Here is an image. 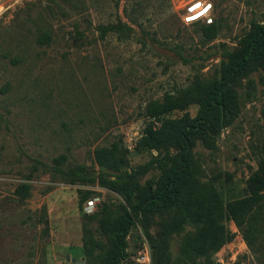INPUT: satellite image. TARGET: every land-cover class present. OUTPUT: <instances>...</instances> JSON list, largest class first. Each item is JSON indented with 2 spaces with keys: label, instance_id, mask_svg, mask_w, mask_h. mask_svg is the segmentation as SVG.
<instances>
[{
  "label": "rangeland",
  "instance_id": "rangeland-1",
  "mask_svg": "<svg viewBox=\"0 0 264 264\" xmlns=\"http://www.w3.org/2000/svg\"><path fill=\"white\" fill-rule=\"evenodd\" d=\"M194 1L211 6V24L218 26L211 39L200 30L206 23L182 20ZM252 21L264 25V0H0V264H72L67 257L87 264L88 218L138 200L175 168L176 146L147 148L141 138L163 119L198 115L199 86L220 78L225 52L240 47ZM230 91L239 114L192 149L194 180L212 185L224 204L247 195L246 181L257 169L264 72L243 73ZM167 97L180 107L151 115ZM112 144L127 158L114 187L109 172L106 183L99 180L107 171L93 157ZM58 157L61 167L85 168L95 182L51 173ZM80 190L90 192L82 204ZM177 218L176 209L137 218L123 264H155L168 225L164 264H184L182 241L195 228L172 225ZM225 226L234 237L212 264H258L234 223ZM88 227L97 224L90 220ZM109 242L102 239L98 250L105 258Z\"/></svg>",
  "mask_w": 264,
  "mask_h": 264
},
{
  "label": "trees",
  "instance_id": "trees-1",
  "mask_svg": "<svg viewBox=\"0 0 264 264\" xmlns=\"http://www.w3.org/2000/svg\"><path fill=\"white\" fill-rule=\"evenodd\" d=\"M200 30L205 39H211L216 35L218 26L215 23L203 24ZM102 31H107V28H102ZM224 57L227 62L220 78L199 86L200 96L196 99L199 112L195 118L163 119L158 128L148 129L146 136L141 138V143L147 148L176 146L178 154L174 170L165 175L156 188H146L138 200L127 201V206L120 205L116 211L104 208L99 215L88 218L83 228L82 248L87 264H123L128 257L126 239L137 218H146L155 212L164 213L169 209L178 212V218L172 225L190 223L195 228L194 232L186 233L182 241L184 264H212L213 254L234 237L225 226L226 220L234 223L255 261L264 264V145L260 148L257 169L246 181L247 195L243 198L224 204L212 185L194 180V142L215 135L239 114L230 84L245 72H264V25L252 21L240 47L234 52H225ZM179 107L177 102L167 97L151 115L158 117ZM93 157L97 166L107 171L99 172L101 182H107L103 176L109 172L115 177L114 181H108L112 187L122 183V170L127 164L122 146L112 144L96 148ZM54 163L49 170L63 179L88 183L96 180L94 174L85 168L61 167L63 157H58ZM18 190L22 196L27 195L26 186L22 185ZM89 196V191L80 190L79 203L82 204ZM90 220L96 222V228L88 227ZM170 226L161 231L153 253L155 264H164L168 250L167 229ZM105 238L110 239L108 258H105L104 252H98Z\"/></svg>",
  "mask_w": 264,
  "mask_h": 264
},
{
  "label": "built area",
  "instance_id": "built-area-1",
  "mask_svg": "<svg viewBox=\"0 0 264 264\" xmlns=\"http://www.w3.org/2000/svg\"><path fill=\"white\" fill-rule=\"evenodd\" d=\"M211 6L207 2L194 1L189 3L183 13L182 20L189 24L193 22H203L211 24L212 18L210 17ZM146 256H142V260L146 261Z\"/></svg>",
  "mask_w": 264,
  "mask_h": 264
},
{
  "label": "water",
  "instance_id": "water-1",
  "mask_svg": "<svg viewBox=\"0 0 264 264\" xmlns=\"http://www.w3.org/2000/svg\"><path fill=\"white\" fill-rule=\"evenodd\" d=\"M66 260L70 261L72 264H83V261L70 259L69 257H67Z\"/></svg>",
  "mask_w": 264,
  "mask_h": 264
}]
</instances>
